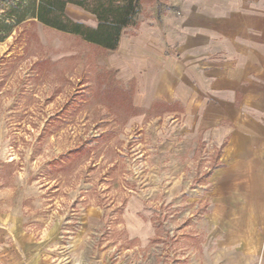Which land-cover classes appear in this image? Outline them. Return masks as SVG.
<instances>
[{"label":"rangeland","instance_id":"1","mask_svg":"<svg viewBox=\"0 0 264 264\" xmlns=\"http://www.w3.org/2000/svg\"><path fill=\"white\" fill-rule=\"evenodd\" d=\"M106 54L32 21L0 42V264H264L215 226L222 145L177 104L136 110Z\"/></svg>","mask_w":264,"mask_h":264},{"label":"crops","instance_id":"2","mask_svg":"<svg viewBox=\"0 0 264 264\" xmlns=\"http://www.w3.org/2000/svg\"><path fill=\"white\" fill-rule=\"evenodd\" d=\"M160 5L107 51L106 70L136 110L177 104L189 139L222 145L209 179L215 226L264 259V0Z\"/></svg>","mask_w":264,"mask_h":264},{"label":"trees","instance_id":"3","mask_svg":"<svg viewBox=\"0 0 264 264\" xmlns=\"http://www.w3.org/2000/svg\"><path fill=\"white\" fill-rule=\"evenodd\" d=\"M68 5L94 15L97 26L73 21L66 12ZM141 9L142 0H0V42L32 21L78 36L105 51H115L125 30L137 25Z\"/></svg>","mask_w":264,"mask_h":264}]
</instances>
